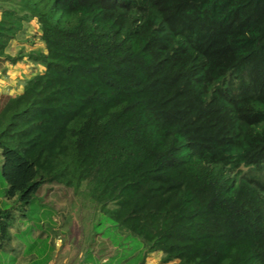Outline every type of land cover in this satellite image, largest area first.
Listing matches in <instances>:
<instances>
[{
    "label": "trees",
    "instance_id": "obj_1",
    "mask_svg": "<svg viewBox=\"0 0 264 264\" xmlns=\"http://www.w3.org/2000/svg\"><path fill=\"white\" fill-rule=\"evenodd\" d=\"M0 11V58L45 68L0 108L10 198L86 184L94 235L114 253L89 246L82 264L153 252L264 264V0H0ZM32 21L46 51L8 54ZM13 214L0 208V247Z\"/></svg>",
    "mask_w": 264,
    "mask_h": 264
},
{
    "label": "rangeland",
    "instance_id": "obj_2",
    "mask_svg": "<svg viewBox=\"0 0 264 264\" xmlns=\"http://www.w3.org/2000/svg\"><path fill=\"white\" fill-rule=\"evenodd\" d=\"M1 14L0 11V17ZM40 32L38 22L26 23L17 38L11 40L6 52L16 56L20 50L46 51ZM3 63L9 66L6 73H1ZM36 65L27 56L17 63L10 62L5 56L0 58V108L9 96L21 91L31 77L45 70L44 66ZM2 164L0 150V208L11 209L14 213L12 238L2 242L4 247H0V256L3 261L0 264H29L30 258L32 262L50 259L47 264H82L89 246L97 256L103 253L102 259L114 253V247L107 240L104 244L100 235H94L95 207L85 193L86 184L80 193L62 184H45L35 200L25 205L19 196L10 198L7 195L9 185L3 176ZM162 257V252L150 253L146 264H172L162 262Z\"/></svg>",
    "mask_w": 264,
    "mask_h": 264
},
{
    "label": "crops",
    "instance_id": "obj_3",
    "mask_svg": "<svg viewBox=\"0 0 264 264\" xmlns=\"http://www.w3.org/2000/svg\"><path fill=\"white\" fill-rule=\"evenodd\" d=\"M31 50H32V49H31ZM24 63H25V62H24ZM2 65H3V66H6L7 69H8V67H9V66H8L7 64H5V63H3ZM36 66H38V65H36ZM38 67H41V65H39ZM24 85H25V84H24ZM23 87H24V86H22V89H23ZM22 89H21V91H22ZM3 90H4V89H3ZM21 91H19V92H21ZM19 92H17L16 94H14V95H12V96L17 95ZM0 257L2 258V256H0ZM4 260H5V259H4Z\"/></svg>",
    "mask_w": 264,
    "mask_h": 264
}]
</instances>
